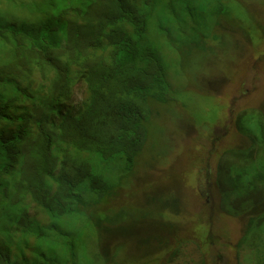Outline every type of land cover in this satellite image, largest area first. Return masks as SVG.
<instances>
[{"label": "rangeland", "instance_id": "1", "mask_svg": "<svg viewBox=\"0 0 264 264\" xmlns=\"http://www.w3.org/2000/svg\"><path fill=\"white\" fill-rule=\"evenodd\" d=\"M220 2L183 4L181 26L170 11L156 15L148 51L164 88L142 151L118 181L113 165L101 168L135 200L152 186L159 209L81 210L26 251L37 264H139L138 250L169 229L184 243L166 264H264V200L242 198L243 184L264 186V0Z\"/></svg>", "mask_w": 264, "mask_h": 264}, {"label": "trees", "instance_id": "2", "mask_svg": "<svg viewBox=\"0 0 264 264\" xmlns=\"http://www.w3.org/2000/svg\"><path fill=\"white\" fill-rule=\"evenodd\" d=\"M191 1L0 0V264H37L26 251L81 210L132 205L101 168L116 181L134 170L164 88L151 23L169 11L183 22ZM246 185L241 197L261 202L263 186Z\"/></svg>", "mask_w": 264, "mask_h": 264}, {"label": "flooded vegetation", "instance_id": "3", "mask_svg": "<svg viewBox=\"0 0 264 264\" xmlns=\"http://www.w3.org/2000/svg\"><path fill=\"white\" fill-rule=\"evenodd\" d=\"M209 181H211V179H209ZM213 182H211L212 184ZM210 184V183H209ZM152 187V186H151ZM264 188V186H263ZM153 189H150V192ZM156 190V189H155ZM157 191V190H156ZM155 193V192H153ZM264 196V195H262ZM152 198V199H151ZM149 199H145L142 201H138L135 200L134 198H132V205H136L140 208H143L144 211L142 213H140L141 215H144L146 217V215L149 213L148 210L150 209H155L158 210L159 209V204L158 201L155 200L156 198L151 197ZM262 200H264V197L260 198V201L262 202ZM258 202V203H261ZM213 215V214H211ZM170 232H162L161 235L163 236V243H161L160 245L155 246V248L150 252L147 253L145 252L146 249H139V258H140V263L139 264H166L169 263V260L172 259L176 252L178 251V249L180 248V246L184 243H182V238H175L174 234L175 232H173V230H170ZM169 233V234H168ZM176 239V240H175ZM140 242H143V240L139 239ZM169 254H171V257H169Z\"/></svg>", "mask_w": 264, "mask_h": 264}]
</instances>
